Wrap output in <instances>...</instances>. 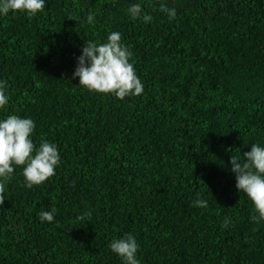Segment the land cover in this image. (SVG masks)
Masks as SVG:
<instances>
[{
	"label": "trees",
	"instance_id": "16d2710c",
	"mask_svg": "<svg viewBox=\"0 0 264 264\" xmlns=\"http://www.w3.org/2000/svg\"><path fill=\"white\" fill-rule=\"evenodd\" d=\"M133 3L151 22L130 18ZM111 32L133 54L139 96L72 78L86 40ZM2 81L0 120L31 118L60 163L30 189L21 167L6 182L0 264H123L109 245L126 234L139 264H264V219L230 163L264 147V0H45L31 18L0 14Z\"/></svg>",
	"mask_w": 264,
	"mask_h": 264
},
{
	"label": "clouds",
	"instance_id": "9594fccd",
	"mask_svg": "<svg viewBox=\"0 0 264 264\" xmlns=\"http://www.w3.org/2000/svg\"><path fill=\"white\" fill-rule=\"evenodd\" d=\"M45 9V0H0V14L26 13L29 18ZM160 10L167 14L169 20L175 19V8L169 9L161 4ZM127 12L131 19H142L145 23L151 22L152 17L142 15V6L133 3ZM89 24L94 23V14L87 17ZM81 55L77 58V66L73 79L79 78V86L90 92L111 94L120 100L128 96H139L143 92V84L136 74L134 64L130 63L132 52L121 43V34L111 32L106 42L86 40ZM7 82H0V109L8 103ZM36 125L31 118H21L18 115H9L0 120V206H3L5 184L12 179L16 167L22 168L24 184L27 188L38 186L53 177L56 167L60 163V155L55 144L41 140L37 146L33 139ZM231 149H229L230 151ZM243 160L232 155L230 159L231 171L235 174L236 188L244 193L258 213L253 220L264 219V147L251 145V150L243 153ZM193 206L208 207L206 200L197 199ZM56 209L41 211V222H53ZM91 217L86 212L77 217L84 221ZM228 218L222 222V228H227ZM111 251L117 254L123 264H139L136 254L139 245L135 237L126 234L124 237L113 240L109 245Z\"/></svg>",
	"mask_w": 264,
	"mask_h": 264
}]
</instances>
